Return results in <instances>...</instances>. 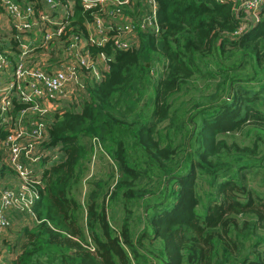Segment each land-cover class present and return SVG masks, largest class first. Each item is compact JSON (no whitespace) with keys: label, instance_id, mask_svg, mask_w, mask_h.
I'll return each instance as SVG.
<instances>
[{"label":"trees","instance_id":"16d2710c","mask_svg":"<svg viewBox=\"0 0 264 264\" xmlns=\"http://www.w3.org/2000/svg\"><path fill=\"white\" fill-rule=\"evenodd\" d=\"M69 1L71 21H61L68 37L53 36L62 51L85 35L83 23L93 22L96 11ZM153 1L155 30L145 23L125 50L110 42L87 46L82 52L91 59L101 53L107 60L99 78L80 77L75 99H50L65 105L49 115L43 148H57L60 158L31 187L35 225L21 230L9 264H264V195L247 184V178L264 184V17L238 36L230 2ZM136 17L139 25L147 12ZM160 57L161 73L150 83L147 64L151 58L161 64ZM195 77L213 84V95L190 97L177 108L173 98L186 94ZM149 86L152 99L137 116L132 96ZM15 100L12 114L28 107ZM93 147L105 158L100 170L111 167L104 182L87 183L82 209L73 192ZM0 166L1 174L8 170L1 155ZM118 199L125 216L111 231L106 211ZM135 224L142 231L133 241ZM145 241L158 247L149 250Z\"/></svg>","mask_w":264,"mask_h":264},{"label":"built area","instance_id":"2783aa9c","mask_svg":"<svg viewBox=\"0 0 264 264\" xmlns=\"http://www.w3.org/2000/svg\"><path fill=\"white\" fill-rule=\"evenodd\" d=\"M80 7L84 11H93L97 10L103 11L107 10V14L112 16L113 18L120 19L122 18L121 7L129 6L131 4H135L136 0H78ZM150 11L147 10V17L140 20L139 25L133 24L132 22H128L126 24H122L116 28L109 27L105 32V26L101 19L94 18L93 25L96 32L101 36L100 40L96 42L93 38L88 37L87 46L94 45H102L105 42H110L111 45L117 50H125L130 45L134 43V34L136 31L143 30L144 24L149 23L156 29L155 25L152 23L154 21L155 8L152 0H147ZM238 0H218L219 3L230 2L231 3V12L233 17L239 21L238 28L234 35L240 36L243 32H245L250 25H254L257 20V16L261 13H264V0H239L240 4L237 5ZM47 4L54 7L57 4L67 5V12L63 17L64 22L68 18L71 17L72 12L70 10V5L72 4L69 0H47ZM0 7H4L6 10V18L9 22V27L11 28L12 37L16 40V36L28 31L31 29L33 25L38 22L41 25L47 23L46 18L43 15L37 14V17L34 16V12L30 4H17L14 0H0ZM109 7H113L112 10H109ZM148 15H150L148 17ZM99 16V14H98ZM264 17V15H262ZM260 16V17H262ZM254 20L253 24H250L249 21ZM63 23L56 24V28L51 35L44 34L42 37V44H45L50 40L52 36L63 35ZM107 32H112L111 38L106 37ZM48 35V36H47ZM47 40V41H46ZM77 43L76 38L72 40V43L69 45V49H72L74 45ZM25 47H20L19 55L16 57L17 63L13 64L11 67V78L9 80V85H7L6 94L2 97L3 89L0 88V97L1 100L5 101L1 105L2 114H7L5 109L6 103L10 101V109L12 108V98H15L18 102L22 104H28V107L25 109L26 111L22 117H18L15 119L13 123H11L10 118H3L0 120V123H4L7 126L8 134L0 140V155L1 162L4 163L7 167H11L13 171H15L23 182L22 189L24 191L23 202L31 204L30 197L36 196V192L30 190V178L27 177V174H32L33 170L30 169L31 163H33L34 159L37 160V157L32 158L34 153L37 151L38 147L41 146L43 142H45L46 136V126L44 117L47 114L45 108H42L38 101L43 99L42 101H46L44 98L49 97V99H63L65 96V79L62 74L64 72L60 71V73H46L43 70L37 68L36 66H31L29 63L27 64L28 69L21 70L17 65L23 64L22 56L25 52ZM82 58H78L77 67L83 66L84 74L91 71V66L89 63V58L86 53L83 52L81 54ZM101 62L107 61L104 59L103 54H98L96 56ZM95 62L97 60H92V65L95 68ZM10 60L0 56V73H6L9 69ZM76 68V67H75ZM74 72V71H73ZM98 73V71L96 70ZM80 77H83L81 74L78 78L75 73H72V79L75 82V85L79 83ZM95 77V76H94ZM7 83V82H6ZM41 101V102H42ZM34 114L36 117L34 120L28 121L26 120L27 114ZM1 114V113H0ZM21 121V122H20ZM18 124H17V123ZM7 137V138H6ZM7 149V150H6ZM42 151L46 153L43 148V144L41 147ZM29 166V168L27 167ZM33 185V184H32ZM26 192V193H25ZM11 202L8 201V194L4 193L0 196V207L4 205L9 206ZM1 213V211H0Z\"/></svg>","mask_w":264,"mask_h":264},{"label":"rangeland","instance_id":"374dc122","mask_svg":"<svg viewBox=\"0 0 264 264\" xmlns=\"http://www.w3.org/2000/svg\"><path fill=\"white\" fill-rule=\"evenodd\" d=\"M143 1V0H141ZM153 4L155 5V2H153ZM240 4V1H237V5L238 6ZM52 7V6H51ZM1 8V13L0 15H7L6 14V10L4 7H0ZM134 6L129 5L126 8L121 9L125 10V9H132L133 10ZM155 8V6H154ZM140 8H138L139 10ZM156 10V9H155ZM231 12V9H230ZM232 14V12H231ZM102 15V19L104 20V22H106V19H115L112 16H109V14L106 13L105 10L102 11L101 13ZM264 15V13H261L257 16V20L259 18H262L260 16ZM107 16V17H105ZM44 18H46V16L43 15ZM5 20V18H4ZM117 20V19H116ZM119 20V19H118ZM250 24L254 23V20H250L249 21ZM63 26V35H65V31H69L68 27L66 25H62ZM91 27V25H90ZM91 30V28H90ZM45 32V31H44ZM53 33V31L51 30L50 32H48V35H51ZM0 34L2 36H5V38H7V40H5L4 37H0L1 39V45L0 48L2 49L0 51V56L1 57H7L8 59L9 56H12V50L13 48H15V52H17L16 50V45L20 48V45H25L27 47H25V52L24 55L22 56L23 64L22 65H17V67H19V69L24 70V69H28L27 68V64L29 63L31 66H36L39 69H42L44 72L46 73H60V71L64 72V74H62L64 76L65 79V90H63L65 92V94L71 98H76L75 95V82L72 79V73H75V75L79 76L81 74L84 75V72L77 66H74V63L71 62V60H69L68 57V52L70 51V49L68 48L66 51H62L64 53L63 54L60 52V55H58V52H55V54H53L52 56H48L46 52H37V49H41L42 47H46L48 42H52L53 41V36L50 38L49 41H47L45 44L40 45L39 43H33L32 45H26L23 42V38H21L20 36H16V44L14 46L11 45V39L8 38V35L5 33L4 30H0ZM45 34H47L45 32ZM47 35V36H48ZM9 37L11 36V33L9 35ZM13 41V40H12ZM8 42V45L7 43ZM7 45V46H6ZM57 45V44H56ZM8 48L10 49V51L8 50ZM34 48V49H33ZM75 57V55H74ZM77 60L78 58H82L80 55H77ZM154 58H151L149 63L147 64V67L150 66L151 64V68H149V73H148V78L150 80V83H155L159 74L161 73V65L163 63V59L162 57H160L161 60V64H153ZM159 60V61H160ZM12 60L10 59V62ZM13 64L17 63V59H13ZM209 68L212 69L211 63H208ZM76 67V68H75ZM51 70V71H48ZM74 71V72H73ZM246 71V70H245ZM241 73V77L244 76L245 72ZM9 76V80L11 78L10 73L7 71L6 73H2L0 74V88H2L4 91L2 93V97L6 94V87L7 85H9L8 83H4ZM211 83V82H210ZM191 85V89L188 90V92L186 94H182L180 93V96H175L174 99V104L176 105V107L178 108L180 103H185V100H189L190 97H193L191 100H198L199 98L205 99L208 96H212L213 95V90H214V85L210 84L208 81L200 78V77H195L194 81L192 83H190ZM150 86L149 88H147L140 97H136V96H132V108H134L136 110V114L137 116L141 115L144 116L145 114V107L143 106V104H146V99L149 101L151 100V96H150ZM15 99V98H14ZM47 103L46 104H42L41 101L43 99H41L40 101H38V104L41 105L42 108H45L47 111L46 116L44 117L46 120V123H48L50 120L49 115L51 114L52 111H56L59 112L58 109L63 108L62 105L65 104H60L58 101H56L54 104L50 101L49 97H45L44 98ZM55 101V99H53ZM17 101V100H15ZM2 103H5V101L1 100L0 97V108ZM10 101H8L6 103L5 109L7 111V114H2L3 112L0 109V120L3 118V116H5L6 118H10L11 119V123H13V121L20 116L22 117L24 115L25 112H29L24 110L18 111L17 113L12 114L11 113V109H10ZM59 103V104H58ZM149 104V102H148ZM150 105V104H149ZM133 109V110H134ZM35 115L34 114H27L26 116V120L31 121L35 119ZM21 122V121H20ZM17 123V122H16ZM18 124V123H17ZM162 128L164 125H161ZM161 128V129H162ZM7 126L4 123H0V130L5 132V135L8 134L7 132ZM164 131L161 130V134H163ZM7 138V137H6ZM45 141V140H44ZM44 143V142H43ZM42 143V144H43ZM42 144L40 147H38L37 151L34 153V155L32 156V158L37 157V160L33 161V163H31L30 165V169L33 170L32 174H27V177L30 178V185L31 187L34 186L32 184H36V186L39 184V182L41 181V174L43 169H48L49 166L51 165V163L58 161L60 158V152H56L58 151L57 148H52V149H48L46 153H44L41 149ZM94 151L93 154L90 156V158L83 162V166L85 168V173L83 175V177L80 179L79 183L77 184L76 187H74V192H73V197L74 199L81 205L82 209L84 207V202H85V197L87 195V193L89 192L88 187H87V183L91 180L94 179V181L96 179H99L100 182H104L109 174V166L111 167L110 164L104 165L103 168H101L100 170V163L102 162V160H105V158L102 156H100V154L98 153L99 151H96V147H93ZM7 150V149H6ZM106 157V156H105ZM42 158H47L48 161L46 163H42L41 159ZM107 158V157H106ZM108 159V158H107ZM43 165V166H42ZM1 167V166H0ZM113 168V167H112ZM20 176L13 171V169H11V167H8L7 171H4L3 174L0 173V196L3 195L4 193L8 194V201L11 202V204L9 206L4 205L3 207H0V264H9V262L11 260L14 259V257L16 256V252H18L19 250V242L20 241V233L21 230L23 228H31L32 226L35 225V219L31 213V204H33V202L36 200V196L34 194V196L30 197V201L31 204L28 205L29 203L23 202L25 200L24 198V191L22 189L23 186V182L21 181V179L19 178ZM99 177V178H98ZM248 179V187L251 188L253 191H255L256 193H258L259 195L263 196L264 195V184H261L259 182H255L253 180H251L250 178ZM150 182L153 183V191L155 192L156 189H158L159 187H157V185L155 184V182L153 181V179H150ZM113 188V187H112ZM111 188V189H112ZM73 189V187H72ZM30 190H32L30 188ZM105 191V190H104ZM26 193V192H25ZM157 196V195H156ZM105 200L107 201V199L105 198ZM131 207V206H130ZM138 209V205L136 206ZM135 208H132L131 210H133ZM141 208H139V212H141ZM133 214H136L137 211H132ZM144 212H143V216H144ZM125 216V210L122 208V203L120 201V199H118L117 203L111 202L109 203V208L106 211V218L107 221L110 225V229L111 231H113L114 229H117L120 224L122 219ZM84 220H85V212H82V215L78 218V224H80L81 226H84ZM133 223V221H132ZM141 227L142 225L139 224H135V225H131L130 226V235L132 237V240L135 241L137 238V235L139 233V231L141 232ZM148 235H150L149 230L147 231ZM264 235V233L262 234ZM83 236L84 237H88L87 234H85L83 232ZM17 242V245H19V247L16 245V247L14 246V244ZM147 241L144 242V247L147 249H154L158 246H156V243L154 244V246L146 243ZM149 242V241H148ZM150 264H156L155 261H150Z\"/></svg>","mask_w":264,"mask_h":264},{"label":"crops","instance_id":"0c3cea01","mask_svg":"<svg viewBox=\"0 0 264 264\" xmlns=\"http://www.w3.org/2000/svg\"><path fill=\"white\" fill-rule=\"evenodd\" d=\"M52 1H55V0H52ZM30 3L34 7V9H36L38 11L37 14L41 13L42 15L46 16L47 23H44V25H41L38 22H36V24L33 25L30 30L20 34L19 36L21 38H23V42L26 45H32L33 43H39L40 45H42L41 39H42L43 35L45 34V32L47 33V32H50L51 30L52 31L55 30L56 24H58L62 21L63 17L65 16V14L68 10V8H67V5H60V4H57L56 6L51 7L49 4H47V0H31ZM137 4H138V6L136 7L137 11H134V8H133V10L132 9H125V10L121 11V14H122V18L120 19L121 21H119L117 18H115V19H109L108 18V19H106V22H104V20L102 19V15L99 14L98 12H95V11H93L94 13H92V15L95 16L94 18H98V19H101L103 21L104 26L106 27L105 28V32H106L109 27L116 28V27H118L122 24H126L128 22H137L139 17L137 18L136 14L138 15L139 13H142V12L145 13V12H147V10L150 11V7H149L147 0H143V1L139 0ZM132 6H134V4H132ZM138 8H140V9L138 10ZM70 10L72 11V14H73V11H74V5L73 4L70 5ZM37 14L35 16H37ZM98 14H99V16H98ZM105 17H107V16H105ZM4 18H5V20H4ZM4 18H3V15H0V30H4L5 33L8 35V38L14 40L13 37L12 38L9 37L10 33L12 36V31H11V28L9 27V22H8V19L6 18L5 15H4ZM68 21H71V20L69 19ZM93 21H94V19H93ZM90 25H91V27H90ZM83 26L85 29L84 30L85 35L81 36L80 38L78 37L79 40L74 45V47L72 49H70V51H67L69 60H71V62L74 63V66L77 65V58H76L77 55L81 56V54L83 53L82 50L88 52V50H87L88 47L86 45V38L91 37L96 42H98L100 40V37H101L96 32L94 25H93V22H90L88 24L83 23ZM90 28H91V30H90ZM110 34L112 35V32H107L106 37H110ZM0 37L5 38V36H2L1 34H0ZM5 40H7V38H5ZM6 43H8V42H6ZM48 43H47L46 47H42L41 49L38 48L37 52H39V51L40 52H46L48 56H50V53L52 51H53V54H55V52H58V55H60V52H61L64 56V53L61 50V48L63 47L62 45H59L57 43H53V41L50 42L49 44ZM105 43H103L102 45H104ZM24 46L25 45H20V47H24ZM8 50L10 51L9 48H8ZM16 50H17V52L15 53V48H13V50L11 51L13 55L9 56V58L12 61L10 62L9 69L7 71L10 73V75H11V71H12L11 67L13 65V63H12L13 59H15V56L17 55V53H19L20 48L16 47ZM74 55H75V57H74ZM88 56H89V63L91 66V71L85 73L83 75V77H87L89 74L90 76H93V77L95 76V78L97 79V78H99L100 74H98L96 72V70L98 72H100L101 69L103 68L104 63L101 62L97 57H94L91 59L89 53H88ZM95 59L97 60V62H95L96 70L94 69V67L92 65V60H95ZM48 71H51V70H48ZM0 74H2V73H0ZM8 79H9V76L6 80H8ZM0 83H1V81H0ZM4 83H6V81ZM41 103L46 104L47 101H42ZM27 167L29 168V166H27Z\"/></svg>","mask_w":264,"mask_h":264},{"label":"clouds","instance_id":"9594fccd","mask_svg":"<svg viewBox=\"0 0 264 264\" xmlns=\"http://www.w3.org/2000/svg\"><path fill=\"white\" fill-rule=\"evenodd\" d=\"M138 1H139V0H136V2H135V3L137 4V3H138ZM152 1H153V0H152ZM153 2H154V1H153ZM154 6H155V5H154ZM103 63L105 64V63H107V61H104ZM103 68H104V66H103ZM103 68H102V69H103ZM98 74H99V72H98ZM44 122H45V126H47V123H46V121H44ZM45 128H46V127H45Z\"/></svg>","mask_w":264,"mask_h":264}]
</instances>
